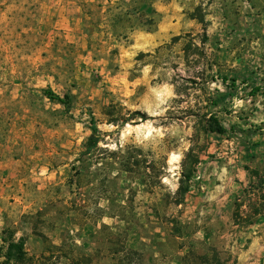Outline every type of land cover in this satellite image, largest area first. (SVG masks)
Wrapping results in <instances>:
<instances>
[{"label":"rangeland","instance_id":"1","mask_svg":"<svg viewBox=\"0 0 264 264\" xmlns=\"http://www.w3.org/2000/svg\"><path fill=\"white\" fill-rule=\"evenodd\" d=\"M245 145L264 196V0H0V261L264 264L192 208Z\"/></svg>","mask_w":264,"mask_h":264},{"label":"crops","instance_id":"2","mask_svg":"<svg viewBox=\"0 0 264 264\" xmlns=\"http://www.w3.org/2000/svg\"><path fill=\"white\" fill-rule=\"evenodd\" d=\"M261 147L260 145L252 148L245 145L241 154L230 156L227 168H224L221 174V177L225 178L224 183L217 187L210 185L209 178L212 173L205 169L202 173V193L196 197L192 207L198 212L196 218L199 221L225 219L237 228L230 233L231 238L232 236H236L237 240L250 238L258 245L264 238V207H261L264 204V196L251 186L252 177L245 166L255 159L256 152H261ZM193 193L191 190L190 194ZM256 208H259V212H255Z\"/></svg>","mask_w":264,"mask_h":264},{"label":"trees","instance_id":"3","mask_svg":"<svg viewBox=\"0 0 264 264\" xmlns=\"http://www.w3.org/2000/svg\"><path fill=\"white\" fill-rule=\"evenodd\" d=\"M224 80H227V78H224ZM235 82V81H234ZM261 90V86H255L251 90V95L257 94ZM44 94L49 97L52 100H55L61 104H63L67 110H70L73 104L72 94L66 93L64 96L59 95L58 93H55L51 88L44 89ZM212 104L217 105L216 101H212ZM142 119L145 120V115L142 116ZM94 117H92V134L90 135L88 142H87V150L93 149L98 145L101 139V131L97 127V125L94 122ZM131 120V118H125L123 120L124 124L128 123ZM208 130L211 132H215L218 134H226L228 133L229 129L214 115H211L208 119ZM191 152L188 154L190 155ZM252 175H258L259 170L253 169L250 166L245 167ZM193 176V170L186 169L183 172V177L180 181V186L178 188V194L184 195L189 190V185H186V182L191 180ZM180 203V202H179ZM261 207H264V204L261 205ZM255 212H259V208L255 209ZM4 256V260L0 261V264H22L27 260V251L25 248V241L23 239H20L18 241H10L7 245V249Z\"/></svg>","mask_w":264,"mask_h":264},{"label":"bare ground","instance_id":"4","mask_svg":"<svg viewBox=\"0 0 264 264\" xmlns=\"http://www.w3.org/2000/svg\"><path fill=\"white\" fill-rule=\"evenodd\" d=\"M176 159V158H175Z\"/></svg>","mask_w":264,"mask_h":264}]
</instances>
